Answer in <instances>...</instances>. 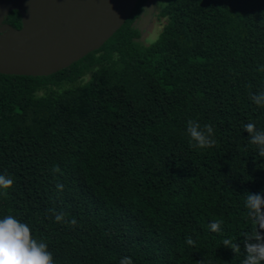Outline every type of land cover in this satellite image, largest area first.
I'll use <instances>...</instances> for the list:
<instances>
[{
    "label": "trees",
    "instance_id": "1",
    "mask_svg": "<svg viewBox=\"0 0 264 264\" xmlns=\"http://www.w3.org/2000/svg\"><path fill=\"white\" fill-rule=\"evenodd\" d=\"M146 1L65 68L0 73V174L12 179L0 215L27 223L55 264H241L244 199L264 192V157L242 128L264 129L251 101L264 90V0H161V31L140 44L131 24ZM4 22L20 27L19 13ZM188 120L215 143L194 146Z\"/></svg>",
    "mask_w": 264,
    "mask_h": 264
},
{
    "label": "water",
    "instance_id": "2",
    "mask_svg": "<svg viewBox=\"0 0 264 264\" xmlns=\"http://www.w3.org/2000/svg\"><path fill=\"white\" fill-rule=\"evenodd\" d=\"M123 1L118 15L93 37L67 50L69 40L99 9ZM138 0H0V73L52 74L101 46L129 17ZM12 10L20 27L4 22Z\"/></svg>",
    "mask_w": 264,
    "mask_h": 264
},
{
    "label": "clouds",
    "instance_id": "3",
    "mask_svg": "<svg viewBox=\"0 0 264 264\" xmlns=\"http://www.w3.org/2000/svg\"><path fill=\"white\" fill-rule=\"evenodd\" d=\"M258 70H264V66ZM251 101L257 106H264V90L252 94ZM242 128L250 134L249 143L255 146L257 156L264 157V129L251 121L243 123ZM185 130L196 147H206L215 143L212 138L213 129L207 124L200 126L197 122L188 120ZM11 184L10 176L0 174V193L5 192ZM56 188L62 189L63 185L57 183ZM244 207L253 222V227L243 237L245 255L241 264H264V192H247ZM53 219L61 221L62 214H54ZM220 223L218 220L210 222L211 230L219 231ZM186 242L192 244L190 238ZM224 245L232 251L238 247L228 240L224 241ZM0 264H55V261L46 242L43 239L38 242L27 223L12 214H5L0 215ZM119 264H132V261L129 257L123 256Z\"/></svg>",
    "mask_w": 264,
    "mask_h": 264
},
{
    "label": "rangeland",
    "instance_id": "4",
    "mask_svg": "<svg viewBox=\"0 0 264 264\" xmlns=\"http://www.w3.org/2000/svg\"><path fill=\"white\" fill-rule=\"evenodd\" d=\"M163 2L161 0H147L141 8L139 16L132 22L131 26L138 31V36L135 38L140 44H149L153 42L165 18L159 16Z\"/></svg>",
    "mask_w": 264,
    "mask_h": 264
},
{
    "label": "bare ground",
    "instance_id": "5",
    "mask_svg": "<svg viewBox=\"0 0 264 264\" xmlns=\"http://www.w3.org/2000/svg\"><path fill=\"white\" fill-rule=\"evenodd\" d=\"M123 1L113 2L97 10L79 29L76 36L69 40L67 50L74 49L84 40L95 36L101 28L111 22L120 12Z\"/></svg>",
    "mask_w": 264,
    "mask_h": 264
},
{
    "label": "flooded vegetation",
    "instance_id": "6",
    "mask_svg": "<svg viewBox=\"0 0 264 264\" xmlns=\"http://www.w3.org/2000/svg\"><path fill=\"white\" fill-rule=\"evenodd\" d=\"M6 17V16H5ZM4 21V20H3ZM18 28V27H17Z\"/></svg>",
    "mask_w": 264,
    "mask_h": 264
}]
</instances>
